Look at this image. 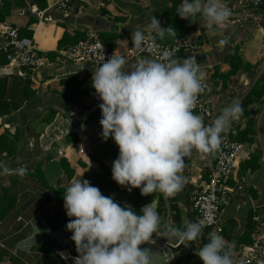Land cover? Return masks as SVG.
<instances>
[{
  "label": "crops",
  "instance_id": "0c3cea01",
  "mask_svg": "<svg viewBox=\"0 0 264 264\" xmlns=\"http://www.w3.org/2000/svg\"><path fill=\"white\" fill-rule=\"evenodd\" d=\"M6 1L10 7L3 22L16 27L22 38L30 40L39 52L46 55L70 47L64 43L59 47L64 34H81L87 38L95 33L102 43L106 39L115 48L122 49L126 47H122L120 41L128 40V46H131V33L138 29L145 33V37L160 42L168 38L167 44L177 36L194 40L201 49L192 56L196 57L205 79L213 83V118L233 99L241 103L264 63V10L256 8L238 13L241 18L229 19L224 28L212 32L200 22L199 17L193 22L186 20L177 24L181 0H74L66 13L49 9L47 2L42 0ZM2 8L3 0H0V10ZM152 16L161 22L162 27L171 26L177 36L167 33L163 38L157 36L148 27ZM191 26L193 28L185 36L177 32ZM4 43V38L0 36V47ZM235 52L242 65L236 75L224 77L231 70L229 60ZM183 57L187 56L177 58ZM136 60L129 63L134 64ZM5 66L6 63L0 65V137L11 140L16 135L18 140L15 156L8 157L5 151L0 152V191L9 187L12 177L18 180L16 185L20 184L17 185V208L0 222V242L9 253L16 250L17 257L25 264H29L28 258L32 255L36 262L42 260V264H63L57 256L59 252L67 255L64 260L69 263L66 264H74L75 257L66 253L64 245V241H69L71 237V232L66 230L70 218L66 215L63 202L56 201L52 196L48 198L46 194L48 188H67L71 181L81 177L97 186L103 195L112 194H106L103 186L113 182L111 166L118 156V146L111 138L105 144L100 137L101 112L98 104L101 101L91 87L92 72L98 66L64 62L36 72L12 70ZM69 76H75L77 82H82L78 93L90 92L79 97L76 88H71L68 93L73 100L67 99L64 96L65 80ZM247 111V116L234 120L229 129L233 136L237 131L244 130L249 122L252 142L240 143L244 146V153L229 179L230 193L222 203L216 228L204 230L199 239L188 241L189 254L196 253L208 242L209 233H217L229 242L233 260L235 264H240V252L246 245L242 237L250 234L251 239L253 207L259 212L264 210V96L252 102ZM50 112L54 115L51 116ZM69 136L75 141L69 140ZM90 136H95L96 140L88 145ZM98 146H102L100 150ZM253 154L258 155L257 168L243 171L240 161L249 160ZM60 161H64L72 172L70 178ZM212 163L211 153L198 151L185 166L182 189L169 197L178 196V226L173 221L175 211L169 209L166 196L159 203L154 193L157 211L164 223L160 234H154V237L160 241L167 238L170 243H166L174 245L178 239L163 235L165 225L183 228L186 223L194 221L191 199L199 185L207 179ZM21 167L26 169L22 175L16 172ZM5 168L7 172H4ZM37 170L39 173L36 175ZM135 191L140 193L139 188ZM112 195L121 205H133L135 208L138 203L128 195ZM38 207L43 208L38 210ZM218 229L220 232H217ZM55 232L57 237L53 238ZM8 237L17 241L15 247H8ZM33 237L35 243L28 247L20 246L21 241ZM163 250L169 256L174 255L173 249L170 252L166 248ZM181 260L177 259L173 264ZM0 264L12 262L5 257Z\"/></svg>",
  "mask_w": 264,
  "mask_h": 264
},
{
  "label": "clouds",
  "instance_id": "9594fccd",
  "mask_svg": "<svg viewBox=\"0 0 264 264\" xmlns=\"http://www.w3.org/2000/svg\"><path fill=\"white\" fill-rule=\"evenodd\" d=\"M177 14L193 22L200 18L209 31L222 29L232 16L225 0H181ZM149 29L163 38L176 37L171 27H162L154 16ZM177 39V38H176ZM134 51L145 47V33H131ZM224 41H222L223 43ZM128 47V40L120 41ZM129 48V47H128ZM205 74L195 56L175 57V50L161 59L138 57L130 64L126 55L113 54L92 72L91 87L101 101L99 124L103 141L111 138L118 146L112 162V179L120 186L139 188L141 195L179 192L185 177V157L193 149L211 153L222 142V133L239 118V103L225 107L212 123L195 113L198 95L205 90ZM8 169H4L7 172ZM25 168L16 169L24 174ZM63 207L69 221L66 230L78 255L74 264H152V251L140 245L160 234L161 217L157 202L151 200L139 213L105 196L87 179H75L63 192ZM204 224L188 222L183 228L165 225L164 236L187 244L201 237ZM31 240L20 242L28 247ZM196 255L202 264H235L229 242L220 234L209 233Z\"/></svg>",
  "mask_w": 264,
  "mask_h": 264
},
{
  "label": "built area",
  "instance_id": "2783aa9c",
  "mask_svg": "<svg viewBox=\"0 0 264 264\" xmlns=\"http://www.w3.org/2000/svg\"><path fill=\"white\" fill-rule=\"evenodd\" d=\"M73 1L46 0L49 9L63 13L70 9ZM225 2L231 9L232 14H238L248 9L257 8L261 5L262 0H225ZM0 36L5 40L4 45L0 47V52L5 55L6 59L5 67L12 70H28L31 72L40 71L52 67L53 64L64 62L79 66H99L103 62V58L107 60L114 51L116 54L126 55L128 61H131L141 56L161 59L165 52L169 50H175L176 58L180 55L189 56L201 49L194 40L177 36V39L174 38L169 44H163L151 37H145V47L139 51L131 49L132 45L128 46L129 48L111 50L102 43L97 34L93 33L84 41L57 52L56 57L51 61L46 54L39 52L30 40L22 38L16 27L1 22ZM21 75L25 76L24 73ZM204 83L206 85L205 90L198 95L193 111L201 115L204 122L210 125L214 120V91L209 80L205 79ZM230 131L228 128L221 134L222 142L219 148L211 152L213 163L207 179L199 185L191 199L193 222H202L204 224L202 231L216 228L222 203L230 193L229 179L238 167V161L244 153V146L230 138L229 135L233 134ZM79 151L80 153L83 152L82 149ZM251 222V242L243 246L239 256L240 264H264V210L259 212L253 207ZM217 232H220V229ZM52 237H57V233H53ZM67 244L68 241L65 240L64 245ZM181 245L182 243L179 240L174 245H169L154 237L149 243L146 242L140 247L166 248L171 251L170 249L180 248ZM2 250H6V246L0 242V251ZM11 254L17 256L16 250H12ZM63 254L64 252L57 254L60 260H64Z\"/></svg>",
  "mask_w": 264,
  "mask_h": 264
},
{
  "label": "trees",
  "instance_id": "16d2710c",
  "mask_svg": "<svg viewBox=\"0 0 264 264\" xmlns=\"http://www.w3.org/2000/svg\"><path fill=\"white\" fill-rule=\"evenodd\" d=\"M42 1L45 3L46 0H42ZM18 3H19V0H18ZM44 5L45 4H43V6ZM9 7H10L9 2H7L6 0H3V8H2V10H0V23L3 22L5 20V18L7 17ZM256 9L264 10V0H262L261 5L258 6ZM178 22L179 23H177V24H180V23L186 22V20L183 21L181 18H178ZM192 28H193V26L188 27V28H181V29L177 30V32H179L183 36H185L188 32H190V30ZM85 39H86V36L81 35V34H75L74 36H69L67 34H64L62 36L61 40L59 41L60 42L59 47L63 43L66 45H69V46H73V45H76L80 41H84ZM104 40H105V42L103 41V43L105 46H107L111 50L115 48V46L113 44H111L110 42H107L106 39H104ZM167 41H168V38H166V39L164 38L162 43L167 44L168 43ZM47 57L52 61L56 57V54H48ZM5 63H6L5 55L2 52H0V65H4ZM229 64H230L231 70L229 71V73L226 76H224L227 78H230V76H232V75H236L239 71V68L242 65V62L240 61V59L237 56V52H235L232 55V57L229 60ZM210 82L213 86L212 81H210ZM81 85H82V82H77V79L75 76H69L65 80L66 91L64 92V96L67 99L73 100V97L71 95H69V93H68L71 91L70 90L68 91V89L76 88V93H78V89L81 87ZM89 92H90V90H85L84 92L78 93L77 95L79 97H83V96L87 95ZM263 96H264V73L261 76V78L251 87V89L243 97V99L240 103V106L242 107L243 112L239 117L240 118L246 117L248 114V111H247L248 106L256 100L259 101V99H261ZM50 114H51V116H53L54 112H50ZM247 123L248 124L246 125V128L244 130L237 131L236 134L233 136L229 135L233 141H236L238 143H251L252 142V138H251V136L253 135L252 130L250 128V123L249 122H247ZM71 136H69V140L75 141L74 139H72ZM17 140H18V137L16 135L11 140H8L7 137L1 136L0 137V152L5 151L6 155L8 157L15 156V154L17 153V150H16ZM197 152H198V150L193 149L191 154L188 155L187 157H185L186 165H188L190 163L191 158L193 156H195ZM117 154H118V149H117ZM257 161H258V155L253 154L250 156L249 160H241L240 161V167L243 171H246V170L254 171L257 168ZM60 165L63 168L67 177L70 178L72 176V172L68 169V166L66 165V163L64 161H60ZM37 171L38 172L36 173V175L39 173V170H37ZM15 179H16V177H12V179L10 180L9 187L4 188L0 191V222L3 221L6 217H8V215L10 213H12L17 208L16 199L18 198V193H19V191L17 189V185H19L20 183L18 182L19 184L16 185V182L18 180H15ZM103 188H104V190H106V194H108V195L110 193H112V194L119 193V194H122L124 196L128 195L131 198H133L135 200V203L136 202H138V203L135 205V208L133 205H130V206L138 213L144 205L149 203L151 200H154V197H155L154 193L147 195V196L141 195L140 193H137L135 191V188H132L131 191H129L128 188L118 185L114 180H113V182L105 184L103 186ZM65 190H66V188H63V187H58L55 189L48 188L47 189L48 193L46 194V196L48 198L50 196H52L56 201L64 203L63 192ZM112 194H111V196L114 197V195H112ZM156 195L158 196V200L160 203V201L163 200L162 194L157 192ZM105 196H107V195H105ZM166 201L169 204V209L171 211H175V213L173 215V221H174L175 225L178 226L179 222H180V212L177 210V207H176V203L178 201V196H175L173 198L166 197ZM42 208L38 207L37 209L41 210ZM159 214H161V213L159 212ZM251 219H252V216L250 218V222H251ZM163 225H164V223H163V221H161L160 231H162ZM161 241H165V242L170 243L169 242L170 240H168L167 238H163V240H161ZM242 241L246 245H248L251 242L250 234L249 235H243ZM65 251H66V253H68L72 257H76L78 255V253L76 251L75 243L71 239L68 241V244L65 246ZM173 252H174V254H178L180 252V248H174ZM196 253L188 254L187 257L184 258L183 264H202V261L196 255ZM5 257H8L11 260L12 264H25V262H23L17 256H12V254L9 253L7 250L0 251V262ZM175 264H179L178 261Z\"/></svg>",
  "mask_w": 264,
  "mask_h": 264
},
{
  "label": "water",
  "instance_id": "95a60500",
  "mask_svg": "<svg viewBox=\"0 0 264 264\" xmlns=\"http://www.w3.org/2000/svg\"><path fill=\"white\" fill-rule=\"evenodd\" d=\"M239 18H241L240 14H232V16L229 19H239ZM263 73H264V63L262 65L261 69L259 70L258 74L256 75L255 79L253 80L252 84H255L259 80V78L263 75ZM233 103H239V100L233 99L229 103V105L233 104ZM162 196H163V198H165V196L163 194H162ZM150 249L153 253L152 257H151L152 264H167V262H169V260L176 261L177 259H183V258L187 257V255L190 253V247L188 246V244H183V243L181 245V251L176 255L172 254L169 256L161 248H150ZM63 258H67V255L63 254Z\"/></svg>",
  "mask_w": 264,
  "mask_h": 264
},
{
  "label": "rangeland",
  "instance_id": "374dc122",
  "mask_svg": "<svg viewBox=\"0 0 264 264\" xmlns=\"http://www.w3.org/2000/svg\"><path fill=\"white\" fill-rule=\"evenodd\" d=\"M89 140V142H88V145H91V144H93L94 143V141H92V140H96V138H95V136L94 137H92V136H90V138L88 139ZM104 143L106 144L107 143V141H104ZM104 144V145H105ZM87 145V146H88ZM100 147H102V146H98V148L97 149H99L100 150ZM16 243H17V241L16 240H14L13 238H11V237H8V240H7V244H8V247L9 248H13V247H15V245H16ZM144 248H155V247H144ZM181 248V247H180ZM170 252V251H169ZM174 255H176V254H174ZM33 255H32V257H29L28 259L30 260V262L28 261V263L29 264H42V260H39L38 262H36L34 259H33ZM59 261V260H58ZM63 261H65V262H63ZM183 261H184V259H182L181 261H178V263L179 264H183ZM60 262L61 263H63V264H66V263H69L67 260H60ZM173 262L174 261H172V260H169V262L167 263V264H173ZM43 264H51V263H43Z\"/></svg>",
  "mask_w": 264,
  "mask_h": 264
},
{
  "label": "bare ground",
  "instance_id": "6f19581e",
  "mask_svg": "<svg viewBox=\"0 0 264 264\" xmlns=\"http://www.w3.org/2000/svg\"><path fill=\"white\" fill-rule=\"evenodd\" d=\"M20 196V195H19Z\"/></svg>",
  "mask_w": 264,
  "mask_h": 264
}]
</instances>
